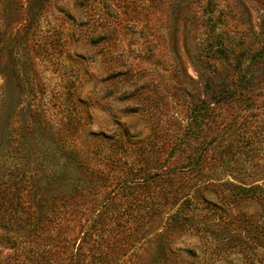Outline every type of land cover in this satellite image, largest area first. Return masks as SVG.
<instances>
[{
	"label": "trees",
	"instance_id": "16d2710c",
	"mask_svg": "<svg viewBox=\"0 0 264 264\" xmlns=\"http://www.w3.org/2000/svg\"><path fill=\"white\" fill-rule=\"evenodd\" d=\"M49 1L29 0L28 4L29 7L35 5L33 9L38 13ZM173 1L74 0L70 6H59L72 24V33L76 32L74 28H84L90 45L98 46L99 52L108 55H103L102 61L107 68L105 75L93 77V80L88 78L78 94L73 83L62 85L53 97L56 109L53 123L57 135L63 142L81 130L79 140L85 147L81 163L90 177L98 180L94 186L100 189L92 190L90 198L70 194L59 198L60 189L48 197L36 196L31 214L24 219L18 217L16 204L15 207L8 205L3 213L4 224L0 222L3 228L0 240L16 250L18 264H197L181 258L171 246L174 243L172 235L192 229L189 223L196 211L214 209L220 212L221 220H226L235 217L233 209L250 198L260 199L264 205V190L244 183L242 173L237 171L248 161L264 158V153L259 152L253 141L243 143L237 124L235 128V121L242 115L262 109L254 100L261 81L255 80L250 73L256 71L260 75L264 72V0H252L262 7L259 27L263 39L246 66H243L246 50L242 33L231 27L230 19L233 18L225 11L232 10L231 4L190 0L197 9L193 13L197 79L190 81L197 92L182 89L185 97L178 102L184 106L183 119L177 118L179 123L173 127L172 134H168L161 130L159 119H155L162 106L159 96L150 94L156 87L144 82L142 71L133 75L131 65L114 58L110 45L112 40L116 41L121 22H125L126 28L132 26L137 34L141 35L143 29L153 33L154 16L163 12L168 17ZM176 27L178 33L179 24ZM64 41L60 35L51 37L50 42L46 38L47 46L42 52L50 57L59 55ZM155 44L152 35L150 45L155 47ZM221 72L224 78L215 80L209 76ZM115 80L123 82L119 90L114 85ZM129 99L138 102L125 108L117 105ZM100 101L108 103L106 110L115 125L114 130H92L90 109L94 110L96 105L105 108ZM113 106L123 115L139 113L148 120L145 140L141 139L142 132L135 131L128 122L117 117ZM166 148L165 161L148 166L145 154L159 153ZM52 154L50 151L44 160L48 162ZM63 159L65 162L58 164L59 172L53 178L56 183L75 161L71 153ZM171 161L173 165L169 164ZM250 163L256 169L264 168V164ZM224 176L229 180H224ZM102 183L110 190L101 193ZM75 188L74 193L84 190L80 184ZM53 195V201L61 200L54 212L59 211L53 217L46 216L44 201ZM211 245L212 242L204 238L201 249L196 246L184 248L183 252L197 260L196 251L204 253Z\"/></svg>",
	"mask_w": 264,
	"mask_h": 264
},
{
	"label": "rangeland",
	"instance_id": "374dc122",
	"mask_svg": "<svg viewBox=\"0 0 264 264\" xmlns=\"http://www.w3.org/2000/svg\"><path fill=\"white\" fill-rule=\"evenodd\" d=\"M73 1L50 0L43 5L40 12L35 13L33 9L35 5L29 7V0H0V222L3 224V213L10 204L14 207L16 204L18 217L24 219L31 214L36 196L48 197L60 189L59 198L61 195L69 194L80 196L79 198H90L92 190L100 189L94 186L98 180L90 177L86 166L81 163V157L85 154V147H82L83 143L79 140L81 130L76 136H69L61 142L53 123L56 117L53 113L56 110L53 106V97L61 90L62 85L70 86L73 83L75 93L78 94L81 86L88 82V78L93 80V77L105 75L107 70L105 62H102L104 54L99 52L98 46L90 45L83 33L84 28L80 26L74 28L76 32L73 34L70 20L59 9V6H70ZM216 1L220 5L231 4L232 10L227 8L225 11L233 18L230 19L231 27L242 33L240 36L246 50L243 66H246L251 55L262 44L263 36L259 27L262 7L252 0ZM172 7L177 8L172 10ZM170 8L168 17L163 12L154 16L156 26L150 34L146 29L142 30L141 35L137 34L132 31V26L128 25L126 28L125 22H121L119 26L116 24L118 26L116 41L112 40L110 45L114 58L131 65L133 75L138 70L142 71L144 82L156 87L150 94L153 97L155 94L159 96L162 106L155 119H159L161 130L168 134H172L175 129L173 127L179 123L177 118L183 119L184 106L182 103L179 105L185 97L182 89L194 92L195 86L190 81L197 79L196 69L194 70L196 67L194 45L197 38L193 18L195 17L193 13L197 9L190 0H175ZM178 16L179 20L176 19ZM237 17L240 19L236 20ZM59 35L65 39L62 42L61 54L46 56L42 52L47 46L45 39L50 42L51 37ZM152 35L156 40L155 47L150 45ZM114 42L116 44H113ZM259 66L262 67V64ZM254 68L257 69L258 65ZM255 72L250 74L261 83L258 81L260 86L256 90L258 95L254 100L256 106H262V109L242 115L235 121V128L239 127V139L241 138L243 143L255 142V146L263 154L264 72L260 75ZM213 74L210 73L209 76L215 80L225 77L223 72L219 75ZM114 85L119 90L123 82L115 80ZM88 86L87 89H90V85ZM97 98H101L100 93ZM137 102V99H129L126 103L117 105H124L125 108ZM107 104L106 102L102 104L105 106L103 109L101 105H96L94 110L90 109L92 130L97 131L99 128L106 131L114 130L115 125L106 110ZM112 108L118 113L117 117L121 121L128 122L135 131L142 132L141 139L145 140L148 120L145 121L139 113L123 115V112L117 110L118 107ZM80 109L83 112V108ZM229 116L230 114L227 115V119ZM50 151L55 155L52 154L47 162L44 158L49 156ZM167 151L168 148L159 153L147 152L145 156L148 157V166L163 163L168 156ZM70 153L75 161L63 171L62 178H58L57 183L54 182L53 178L59 172L58 164L65 162L63 158ZM250 162H257L261 166L264 164V158L248 161L237 171L242 173L244 183L264 190V168L256 169ZM169 164L173 165L174 161ZM222 178L229 180L228 176ZM64 184L65 186H62ZM77 184L84 186V190L74 193ZM107 190L110 189L105 188L102 183L100 192ZM54 195L44 201L43 211L46 216L53 217L59 211L56 209L54 212L55 206H58L61 200L53 201ZM263 207L260 199L250 198L240 207L233 209L235 217H228L226 220L220 219V212L217 210L210 209L208 212L199 209L193 221L189 223L192 229L184 231L181 235L177 233L172 235L171 240L174 243L171 246L181 258L196 261L197 264H264ZM2 230L0 226V233ZM204 238H208L213 245L204 253L197 250V260L191 259L183 252L184 248L198 246L197 248L201 249ZM16 253V250H11L0 240V264H18L20 260L15 256Z\"/></svg>",
	"mask_w": 264,
	"mask_h": 264
}]
</instances>
